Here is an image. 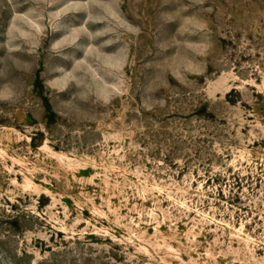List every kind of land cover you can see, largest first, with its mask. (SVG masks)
<instances>
[{"label": "rangeland", "instance_id": "obj_1", "mask_svg": "<svg viewBox=\"0 0 264 264\" xmlns=\"http://www.w3.org/2000/svg\"><path fill=\"white\" fill-rule=\"evenodd\" d=\"M0 264H264V0H0Z\"/></svg>", "mask_w": 264, "mask_h": 264}]
</instances>
